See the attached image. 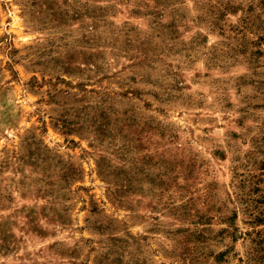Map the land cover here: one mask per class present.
Here are the masks:
<instances>
[{"label":"rangeland","instance_id":"374dc122","mask_svg":"<svg viewBox=\"0 0 264 264\" xmlns=\"http://www.w3.org/2000/svg\"><path fill=\"white\" fill-rule=\"evenodd\" d=\"M0 264H264V0H0Z\"/></svg>","mask_w":264,"mask_h":264}]
</instances>
